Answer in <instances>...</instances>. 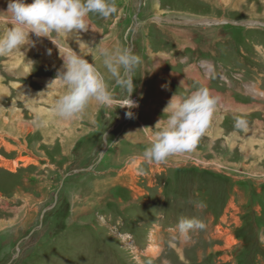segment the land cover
<instances>
[{
  "label": "rangeland",
  "instance_id": "obj_1",
  "mask_svg": "<svg viewBox=\"0 0 264 264\" xmlns=\"http://www.w3.org/2000/svg\"><path fill=\"white\" fill-rule=\"evenodd\" d=\"M8 3L0 0V12ZM116 5V14H90L88 30L70 36L90 39L93 52L107 37L109 47L141 56L132 118L93 102L68 120L71 133L64 124L49 130L47 115L46 133L32 131L36 108L11 87L40 84L7 75L0 61V264H264V0ZM187 69L207 73L219 109L195 150L149 164L146 128L173 94L201 85L187 76L180 87L170 76ZM113 92L119 104L125 93ZM240 114L244 131L234 127ZM181 216L206 227L173 240Z\"/></svg>",
  "mask_w": 264,
  "mask_h": 264
},
{
  "label": "clouds",
  "instance_id": "obj_2",
  "mask_svg": "<svg viewBox=\"0 0 264 264\" xmlns=\"http://www.w3.org/2000/svg\"><path fill=\"white\" fill-rule=\"evenodd\" d=\"M117 12L116 0H32L31 3L9 0L4 12L8 23L0 28V57H8L34 45L32 35L47 37L56 45L63 60L62 68L50 83L58 81L62 88L52 105L56 117L78 119L94 102L98 106L127 108L125 115L132 118L131 110L138 107L130 98L135 90L133 73L143 63L141 56L130 47L101 44L89 62L81 50L78 54L71 47L61 48L57 43L58 38L66 39L72 33L86 32L90 26V14L108 19ZM101 66L105 71H101ZM109 81H114V85ZM114 87L125 93L119 104H116ZM219 105V95L204 84L194 89L185 87L184 91L173 94L163 109V117L154 128H146L149 136L142 153L143 160L149 164H163L170 157L195 150L207 133ZM33 123L37 128L42 127L45 124L43 114L37 113ZM247 124L244 114L235 117L236 129L244 131ZM205 227V223L196 217L181 216L176 226L178 236H173V240L179 238L186 242L190 233L203 231Z\"/></svg>",
  "mask_w": 264,
  "mask_h": 264
},
{
  "label": "crops",
  "instance_id": "obj_3",
  "mask_svg": "<svg viewBox=\"0 0 264 264\" xmlns=\"http://www.w3.org/2000/svg\"><path fill=\"white\" fill-rule=\"evenodd\" d=\"M27 3H29V1ZM4 9L7 11V7L1 9L0 17H2V19L0 18V28L7 26V23H8V17L4 13L5 12ZM30 38L34 41V45L26 46L25 48H22L21 50L14 52L8 57L0 58V61L3 64L2 70H4L7 73V75H11V76H17L19 74L32 75L36 77L35 78L37 79L36 82L40 84L39 86L41 88H38L37 90H34L30 86H24L21 82L17 83L15 81L13 82L14 86L12 85L11 87V88L16 89L20 96L22 95L23 97L24 96L27 97L25 98V100L28 101V104L31 105L32 108L34 109L36 108V114L41 113L44 116L45 124L39 128L32 127L31 128L32 131L38 130V131H41L42 134L43 132L46 133V130H48L47 128L50 125V121L48 120L49 118L46 117L47 115L55 119L54 121L51 120V122L55 124L54 128L51 127L49 130L58 129L61 125L64 124L68 131L66 133H71V131H73L72 128L76 127V126H73L75 124L73 122L69 123L68 120L60 119L52 113V105L54 104L57 96L62 91V88L58 81H54L52 84H50L56 78L59 70L62 68V65H63V60L59 55V50L56 47V45L52 43L51 40H50L51 43L49 42V39L47 37L37 38L35 37V35H32ZM58 39L59 41L57 40V43L60 45L61 48H65L69 46L74 51H76L78 54L81 50V52L86 56L85 58L89 59V62L92 61L91 55H95L97 52V50L93 52L92 49L94 45H92V43L90 42V39L89 40L87 39L85 41L84 38L82 40L81 37H78V36L72 39L70 35L66 39L65 38H58ZM110 39L113 40L114 38L110 37ZM108 40L109 38L104 37L100 43H103L109 46V44H107ZM49 50H51L50 54H49ZM87 50L89 51L87 52ZM170 76H172L171 78L178 80L179 83L183 81V86H187V82L185 80V77L187 76L189 77L192 76L191 78L196 80L201 85L202 84L208 85L209 84L208 81L210 80L207 73L202 75L199 72L193 71L192 69H187L185 71V75L183 78L179 75H174V74H171ZM1 77H2V74H1ZM1 77H0V80H1ZM160 84L163 85L162 83ZM19 87L26 89L27 93L24 94V92ZM158 91L159 90L157 89L156 94ZM162 91L165 92V89H163ZM0 93H1L0 96H3L4 94L7 93V88L4 87L1 84V82H0ZM156 94H155L156 99L163 101L161 94H157V95ZM159 97H161V99ZM165 104L167 105L168 103H165ZM15 112L14 113L16 115L17 111ZM33 121H34V118H33Z\"/></svg>",
  "mask_w": 264,
  "mask_h": 264
},
{
  "label": "bare ground",
  "instance_id": "obj_4",
  "mask_svg": "<svg viewBox=\"0 0 264 264\" xmlns=\"http://www.w3.org/2000/svg\"><path fill=\"white\" fill-rule=\"evenodd\" d=\"M29 2L31 3L32 2V0H29ZM6 8V7H5ZM81 33V32H80ZM78 36V35H77ZM44 38H46V37H44ZM79 39V38H78ZM50 40V39H49ZM41 41V40H40ZM50 42V41H49ZM41 53V52H40ZM28 55V54H27ZM42 55V54H41ZM8 68V67H7ZM23 68V67H22ZM47 83V82H46ZM52 87V86H51ZM18 88V87H17ZM20 88V87H19ZM56 90V89H55ZM246 90H247V92H249V93H257V95H262L263 96V93L261 92V91H259L258 89H256V88H253V86H251V85H249V86H246ZM8 122V121H7ZM5 126V125H4ZM1 128V127H0ZM1 130H3V129H1ZM8 130V129H7ZM11 130V129H10ZM8 132V131H7ZM11 133V132H10ZM13 133V132H12ZM8 135H10V134H8ZM16 140V139H15ZM7 144V143H6ZM9 147V146H8ZM11 147V146H10ZM157 172V171H156ZM120 214V213H119ZM167 261V260H166Z\"/></svg>",
  "mask_w": 264,
  "mask_h": 264
}]
</instances>
